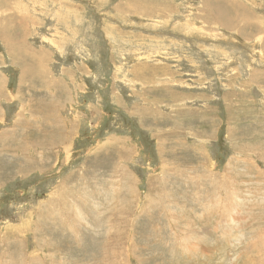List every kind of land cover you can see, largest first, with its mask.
I'll list each match as a JSON object with an SVG mask.
<instances>
[{
	"label": "rangeland",
	"instance_id": "374dc122",
	"mask_svg": "<svg viewBox=\"0 0 264 264\" xmlns=\"http://www.w3.org/2000/svg\"><path fill=\"white\" fill-rule=\"evenodd\" d=\"M0 264H264V0H0Z\"/></svg>",
	"mask_w": 264,
	"mask_h": 264
}]
</instances>
